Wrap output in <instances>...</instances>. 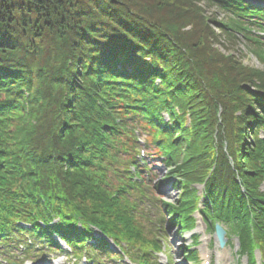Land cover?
I'll return each mask as SVG.
<instances>
[{"label":"trees","instance_id":"trees-1","mask_svg":"<svg viewBox=\"0 0 264 264\" xmlns=\"http://www.w3.org/2000/svg\"><path fill=\"white\" fill-rule=\"evenodd\" d=\"M198 1L0 0L2 252L21 250L17 244L38 229L20 222L43 213V198L51 196L54 209L68 208L61 219L80 213L82 223L108 220L114 240L132 254L142 250L149 264L147 252L159 246L149 217L160 211V222L191 228L200 200L194 184L213 171L205 218L234 225L240 250L256 264L255 250L264 252V124L260 130L253 117L264 123V102L253 94L264 91V68L224 55L218 32L233 39L244 29L264 64V35L251 32L264 31V5L203 0L224 13L216 20ZM8 55L36 63L45 87L33 86L23 71L11 73ZM28 90L32 102L23 105ZM53 115L55 131L48 125ZM134 127L151 160L170 169L167 181L180 191L175 202L157 205L155 170L137 158ZM11 162L38 174L14 176ZM68 226L73 230L74 221ZM22 247L30 254L36 246Z\"/></svg>","mask_w":264,"mask_h":264},{"label":"bare ground","instance_id":"bare-ground-1","mask_svg":"<svg viewBox=\"0 0 264 264\" xmlns=\"http://www.w3.org/2000/svg\"><path fill=\"white\" fill-rule=\"evenodd\" d=\"M264 5V3H262ZM264 8V7H263ZM19 32H21L19 30ZM261 32L264 33L263 30ZM12 39L14 42L21 43V39H19V36L17 34H13ZM19 41V42H18ZM12 42V40H11ZM25 42L22 43L20 52H22L25 49ZM27 45V44H26ZM255 52V51H254ZM257 53V52H256ZM7 65V68L10 70V72H16V71H23L24 73L31 76V80L33 82V86L39 85L42 87H45V82L43 81L42 77L39 74L35 73L36 63L31 62L27 63L20 62L19 59L16 57H13L12 55H8L7 60L5 62V66ZM36 66V67H35ZM263 70V69H260ZM26 88V87H25ZM44 89V88H43ZM262 95V96H261ZM253 97L257 98L254 101H263L264 102V91L259 89L256 90L255 94H253ZM32 102V97L30 94V91L28 90L25 94V101L23 105H30ZM49 120V127L52 130H56L54 127L55 122V116H50ZM253 123L259 128L264 123L260 122L259 119H254L253 117ZM38 123L35 121L33 124L36 125ZM262 130L261 128H259ZM58 130V129H57ZM264 133V129L262 130ZM264 136V134H263ZM52 147H57L58 142L54 141ZM44 147H40L37 149L38 152H41L42 154H45L43 152ZM54 152V151H53ZM55 155V154H54ZM64 156L67 159H73L75 154L70 152L64 153ZM56 157H61V154L56 155ZM34 165V159L33 157L30 158L29 164ZM16 165V172L15 174L12 173L14 176H19L22 174H35L34 167H30L27 172H24L21 170V164L19 162H11V166ZM26 164V163H25ZM59 165V164H58ZM23 168H26V166H23ZM38 174V173H36ZM11 175V174H10ZM236 178L238 179L239 176L237 175V172L235 171ZM206 177L202 180L204 181V184L201 187H195L197 190H195V195H198V197L201 199L202 203L205 205H209L211 199H208V193H207V183L209 180H213L214 175L213 171H210L205 175ZM53 199L51 196L50 198L44 199L42 201V204L44 205L42 211L43 213H39L36 215H30L29 222L26 223V228H31V230H34L35 228L38 229L37 231H32V233H28L27 237L32 241V243L35 244V246L42 251L43 254L47 255L43 259H41V262H51L50 258H48V254H56V257H63L66 258V256L71 255L72 259L75 260H84L87 261L90 264H94L96 261L98 262L99 258H103V255H107V253L113 248L118 247L120 250V253L126 256L128 261L130 260L132 264H143V261L141 258H138L134 256L127 247L119 242H116L112 235L107 231V226L104 225L106 221H101L98 219L95 220H87L92 224H86L85 222L82 223L83 215L80 213H74L73 216H69L67 218L63 219L60 218L59 214L62 210L67 211V207L61 206V208L54 209ZM29 203H35L36 199L32 201L30 198L27 199ZM26 200V201H27ZM38 204V203H37ZM205 209L204 205L199 204V210ZM74 221V228L73 230L70 229L68 226L69 224L73 223ZM174 224H172L174 231L178 235V228H177V221L174 219L172 221ZM20 225L23 226V223L20 222ZM34 227V228H32ZM198 227V226H197ZM41 233L40 235V232ZM185 243V242H184ZM203 257H207V252L205 250L202 251ZM230 255L227 252V249L223 248L222 251H217L216 254V264H230L229 262ZM32 264V263H31ZM53 264H70L67 261H57Z\"/></svg>","mask_w":264,"mask_h":264},{"label":"rangeland","instance_id":"rangeland-1","mask_svg":"<svg viewBox=\"0 0 264 264\" xmlns=\"http://www.w3.org/2000/svg\"><path fill=\"white\" fill-rule=\"evenodd\" d=\"M198 2H200V5H202L201 9L209 15V18L215 17L217 20V19H221L224 16V13L221 10H219L217 7H214L210 3H208V2L204 3L203 0L198 1ZM213 27H214V25H213ZM43 29H44L43 26H41V31ZM216 29L217 28H215V30ZM218 30H219V28L216 31H218ZM220 31L218 33L222 34L224 41H223V43H221L222 46L219 48L222 50L224 55L237 56L239 59V62H242L246 65L251 66V67L253 66L258 70L264 68V64H262L258 58L259 55L256 52H254L255 48H256L255 45L252 43H249L248 41L245 40V38H244L245 30L244 29L241 31V34H239V35L238 34L236 35L234 33L236 36H238V38H233V39H232V37H228V35H224ZM253 31L255 32L256 30L252 29L251 32L253 33ZM163 118H164V120H166L167 115L163 114ZM186 124L187 125L190 124L189 120L186 122ZM260 137H264V136L260 135ZM142 149H145V146H143ZM146 156H145L146 160L151 161L150 162L151 168H153L155 170V172H154L155 176L152 177L151 183H152V187L157 186L159 189L158 192H155V194L157 195V198L161 197L162 200H164V201L166 200L168 203L175 202L180 191L174 186L173 181H167V179H168L167 176L169 174L170 169L165 167L163 165V163H160V160L158 157L155 160L154 159L151 160L152 157L148 156V154ZM138 157L142 158L141 156H138ZM194 186L200 187L199 185H197V183H195ZM199 204H202L205 207V204L202 203L201 200L196 199L194 208H199ZM194 215H195L194 210L192 209L191 217H193ZM205 215H206V209H205V211H203V220L208 225V222H210L212 220H209L208 217H207L208 219H205ZM152 218H153V220L155 219L154 217H152ZM195 220H196L195 224H193V226L190 228V230H187L189 232H184V233L182 232L181 234L178 233V235L176 234V232L174 231L173 228H169V227L167 228V224L163 223L165 237L160 244L163 245V249H165V251L161 254H156L157 255L156 261L158 264H191L189 261H187L185 259L183 245L187 242L190 243L196 234H197L198 239L194 242V245H192V248H191V249H195L197 254H198V260L195 261V264H202L203 261H205L203 258V253H202L203 250H205L208 253L207 258H208L209 264H216L215 261H216L217 251H222V249H220L217 246L216 242H214V235H213L214 231H212L210 229V227L206 226L205 225L206 223L203 224L202 220H200L199 218L195 219ZM149 221H150V219H149ZM197 225H198V227H197ZM23 226L26 227L25 222H23ZM233 227H234V225H230V228L229 227L227 228L229 230V233H228V239H226V240L229 243L225 247V249H227V252L230 255L228 263H230V264H250L249 261H252V259L249 260V258H247V256L244 254V252L240 251L237 248L238 247L237 241H236L237 238L233 234L235 232L233 230ZM25 239L30 240V239H28L27 236L25 237ZM8 254H11V252H8ZM165 254H167L169 257L168 261H167ZM55 255L56 254H53V253H52V255L48 254V258H50L52 264L57 262V261H60V262L67 261L70 264H90L84 260L72 259L71 255L66 256V258H64L65 256L56 257ZM0 256H1V258H5V256L3 255V252L1 250H0ZM5 260H7V262H9V260H10L11 263H13V264H31L32 263V261L27 262V263H23V261H21L22 259L20 257H18V258L17 257L16 258L15 257L14 258L9 257V258H6ZM33 260L36 261L35 259H33ZM257 262H259V264H264V252L261 255L257 254ZM0 264H6V263L0 262ZM94 264H131V263H128L125 258L123 260L119 261V257L117 260V259H115L114 256L110 255V257H107V258H99L98 262L96 261Z\"/></svg>","mask_w":264,"mask_h":264},{"label":"water","instance_id":"water-1","mask_svg":"<svg viewBox=\"0 0 264 264\" xmlns=\"http://www.w3.org/2000/svg\"><path fill=\"white\" fill-rule=\"evenodd\" d=\"M216 238H217V241H219L220 243V246H223L224 244V235H225V231L220 227L219 224H216Z\"/></svg>","mask_w":264,"mask_h":264}]
</instances>
